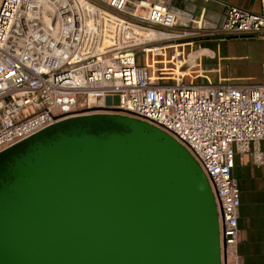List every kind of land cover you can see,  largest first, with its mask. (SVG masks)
<instances>
[{"label": "built area", "instance_id": "obj_1", "mask_svg": "<svg viewBox=\"0 0 264 264\" xmlns=\"http://www.w3.org/2000/svg\"><path fill=\"white\" fill-rule=\"evenodd\" d=\"M193 1L0 0V152L94 107L145 120L196 159L219 212L221 263L241 264L240 189L232 168L236 156L243 163L246 155L264 165V63L257 81L164 70L158 60L174 68L184 51L197 50L182 38L203 30L202 15L177 5ZM260 4L259 13L224 4L208 35L264 39ZM172 42L177 46L166 48Z\"/></svg>", "mask_w": 264, "mask_h": 264}, {"label": "water", "instance_id": "obj_2", "mask_svg": "<svg viewBox=\"0 0 264 264\" xmlns=\"http://www.w3.org/2000/svg\"><path fill=\"white\" fill-rule=\"evenodd\" d=\"M101 109L0 152V264H222L196 159L161 128Z\"/></svg>", "mask_w": 264, "mask_h": 264}, {"label": "crops", "instance_id": "obj_3", "mask_svg": "<svg viewBox=\"0 0 264 264\" xmlns=\"http://www.w3.org/2000/svg\"><path fill=\"white\" fill-rule=\"evenodd\" d=\"M261 0H194L190 3L177 2V5L185 10L191 12L196 18L202 15V24L204 29H212L219 25L225 10L224 4H232L248 9L253 13L261 11ZM191 35V34H189ZM189 45V44H182ZM177 43H171L166 48H173ZM157 49L154 48L153 52ZM186 50V49H185ZM177 49V55H178ZM214 53V52H213ZM206 57L205 47H200L197 50H191L188 53L184 51V61L178 59L172 65L174 68H169L171 62L166 59L158 60L159 63L164 65L168 72L173 74H182L189 76L193 73L205 70L201 67L198 68L200 61L195 58ZM222 58L216 51V57H210L213 65L206 72H216L221 69ZM155 61V60H154ZM184 67V69H181ZM227 79L233 80H246L248 78L254 79L245 74H227ZM260 79V78H259ZM249 155H246L244 162L241 163L239 156L235 158V166L232 168V175L238 183L240 189V209L238 217V226L240 229L238 252L240 255L241 264H264V165L254 166L249 162Z\"/></svg>", "mask_w": 264, "mask_h": 264}, {"label": "rangeland", "instance_id": "obj_4", "mask_svg": "<svg viewBox=\"0 0 264 264\" xmlns=\"http://www.w3.org/2000/svg\"><path fill=\"white\" fill-rule=\"evenodd\" d=\"M193 29L194 26H191ZM196 36L182 38L184 42L192 39L193 49L205 47L206 57H202V68L204 75L216 81L218 77L224 78L227 74H245L251 76L253 81L260 78L261 66L264 63V39L258 36H226L224 40L214 39L215 35L209 34L208 29H204ZM190 29V30H191ZM210 33V32H209ZM173 43V42H172ZM187 48V47H186ZM216 51L224 58L221 62V69L216 72H206L212 68L210 57H216ZM171 51H169L170 53ZM214 52V53H213ZM139 62L142 63L143 55H138ZM188 81V79H187ZM114 104H118L117 97L113 98ZM106 112H111L105 110Z\"/></svg>", "mask_w": 264, "mask_h": 264}, {"label": "bare ground", "instance_id": "obj_5", "mask_svg": "<svg viewBox=\"0 0 264 264\" xmlns=\"http://www.w3.org/2000/svg\"><path fill=\"white\" fill-rule=\"evenodd\" d=\"M154 34L159 39H162V38H172L174 36V35L171 36V35H167V34L159 33V32H154ZM185 35H189V34H185ZM169 44H171V43H169ZM102 103H103V101L98 99L97 104L98 105H101ZM96 108H99V107H96ZM87 112H89V111H87ZM94 112L101 113V112H105V111L101 109V110H97V111H94Z\"/></svg>", "mask_w": 264, "mask_h": 264}, {"label": "flooded vegetation", "instance_id": "obj_6", "mask_svg": "<svg viewBox=\"0 0 264 264\" xmlns=\"http://www.w3.org/2000/svg\"><path fill=\"white\" fill-rule=\"evenodd\" d=\"M214 39H215V37H214Z\"/></svg>", "mask_w": 264, "mask_h": 264}]
</instances>
